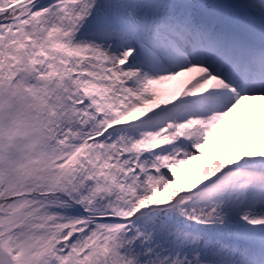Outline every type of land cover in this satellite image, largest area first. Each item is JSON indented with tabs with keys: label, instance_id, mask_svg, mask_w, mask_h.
Wrapping results in <instances>:
<instances>
[{
	"label": "snow or ice",
	"instance_id": "snow-or-ice-1",
	"mask_svg": "<svg viewBox=\"0 0 264 264\" xmlns=\"http://www.w3.org/2000/svg\"><path fill=\"white\" fill-rule=\"evenodd\" d=\"M0 264H264V0H0Z\"/></svg>",
	"mask_w": 264,
	"mask_h": 264
}]
</instances>
